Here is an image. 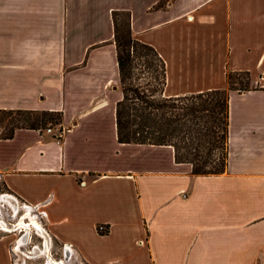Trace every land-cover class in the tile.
I'll list each match as a JSON object with an SVG mask.
<instances>
[{
	"label": "crops",
	"instance_id": "0c3cea01",
	"mask_svg": "<svg viewBox=\"0 0 264 264\" xmlns=\"http://www.w3.org/2000/svg\"><path fill=\"white\" fill-rule=\"evenodd\" d=\"M116 14L164 60L168 96L248 74L229 90L224 173L194 175L171 146L118 142ZM0 110L63 115L60 140L40 129L0 139V180L47 211L65 257L264 264V0H0ZM10 245L0 240V264H13Z\"/></svg>",
	"mask_w": 264,
	"mask_h": 264
},
{
	"label": "trees",
	"instance_id": "16d2710c",
	"mask_svg": "<svg viewBox=\"0 0 264 264\" xmlns=\"http://www.w3.org/2000/svg\"><path fill=\"white\" fill-rule=\"evenodd\" d=\"M127 17V22L122 17ZM114 41L121 99L116 104L120 144L171 146L177 163L192 165L198 176L226 171L229 135V90L243 89L247 73H229L228 89L179 97L166 95L167 69L159 53L137 40L127 14L114 18ZM61 112L0 110L2 139L18 129H46L62 123ZM219 149V154L215 151ZM218 154V155H217ZM221 155V156H220Z\"/></svg>",
	"mask_w": 264,
	"mask_h": 264
},
{
	"label": "rangeland",
	"instance_id": "374dc122",
	"mask_svg": "<svg viewBox=\"0 0 264 264\" xmlns=\"http://www.w3.org/2000/svg\"><path fill=\"white\" fill-rule=\"evenodd\" d=\"M121 19H122V21L124 23L127 22V17L126 16L122 17ZM236 87L240 88L239 85H236ZM49 127L55 128L56 124L55 123H50L47 126V128H49ZM41 130H44V129H41ZM3 131H4V129L1 128L0 129V139H2L1 137H2ZM215 151L218 154L220 153L219 149L215 150ZM6 193H10V192L8 191L6 186L3 184V182L0 180V195L1 194H6ZM3 202L7 203V201H4V200H3ZM3 202H1V200H0V211L2 212V214L4 216V219L8 222L10 231H8L6 233H1V231H0V240L8 239L9 243H11L9 248H10L12 263L15 264L16 262H18L19 264H46L47 263V259H48L47 255L44 254V252L46 253V250H47V248H46V239H44L42 236H39L42 239L39 238L37 235H35V233H34L35 236L33 237V239L30 238V236H28V241H27L28 244H25L22 247V250L20 252H19V250H18V252H16V251L14 252L12 250V248L14 246H16V244L18 243L19 239H21L27 233H19L18 231L16 232L14 230V228L11 227L17 222L18 219L12 217V213L13 212H12L10 206H12L14 208V210H17V202H9L8 204L10 206H8L7 204H5ZM20 203L22 205L21 201H20ZM28 213H31V211H26L25 216H27ZM31 232H33V231H31ZM49 241H51L50 238H49ZM52 243H53V247H52ZM65 247L66 246L61 245L59 242H57L54 239H53V241L50 242L49 248H50L51 258L55 262H58L57 264H59L60 261H63V260L66 262V264H86L79 257V255L75 251L73 253L66 254V257H65V254H64ZM22 252L25 253V256L21 254ZM27 255L29 257L30 256L31 257L29 258V257H27ZM35 256H37V257H35Z\"/></svg>",
	"mask_w": 264,
	"mask_h": 264
},
{
	"label": "built area",
	"instance_id": "2783aa9c",
	"mask_svg": "<svg viewBox=\"0 0 264 264\" xmlns=\"http://www.w3.org/2000/svg\"><path fill=\"white\" fill-rule=\"evenodd\" d=\"M44 131H45V133H47V134H50V135H52L53 137H55L56 139H58V140H60L62 137H63V135H64V129H63V127L60 125V124H58V125H56V127L55 128H53V127H49V128H47V129H44ZM82 184H84V182H82ZM11 195H13L12 193H10ZM6 194H1L0 195V200H1V202H3V197L5 196ZM18 201H19V203H20V201L22 202V205H21V203H20V210L17 212H15L14 211V209L12 208V207H10L11 208V210H12V217L13 218H16V219H20L21 217H23V215L22 214H24L25 213V211L28 209V208H32V212L35 214V216H36V218H37V220L44 226V228L46 229V231H48V227H47V218H48V213H47V211H45V210H43V209H41V207L40 206H32V205H30V204H28V203H26V202H24V201H22L21 199H19L18 197H16L15 195H13ZM3 203H5V202H3ZM6 204V203H5ZM8 205V204H7ZM8 206H10V205H8ZM0 220H3L7 225H9L8 224V222L4 219V216H3V214H2V212L0 211ZM17 223V222H16ZM16 223L13 225V226H15L16 225ZM12 226V227H13ZM31 231H33V232H30V238H32L33 239V237L35 236V235H37V232L35 231V228H31ZM99 231L101 232V233H107L108 232V228H107V226H101L100 228H99ZM18 232L19 233H27V231H26V229L25 228H20L19 230H18ZM34 233H35V235H34ZM48 233H49V231H48ZM38 236V235H37ZM42 239V238H41ZM53 239V238H52ZM18 245H19V243H17L16 244V246H14L13 248H12V250L15 252H18ZM24 245H21V247H19V252H20V249L23 247ZM16 261V260H15ZM18 261V260H17ZM18 262H16L15 264H17Z\"/></svg>",
	"mask_w": 264,
	"mask_h": 264
},
{
	"label": "bare ground",
	"instance_id": "6f19581e",
	"mask_svg": "<svg viewBox=\"0 0 264 264\" xmlns=\"http://www.w3.org/2000/svg\"><path fill=\"white\" fill-rule=\"evenodd\" d=\"M4 201H7V203L6 204H8L9 202H17V210H14L15 212L17 211H19L20 209V203H19V201L13 196V195H11L10 193H6V195L2 198ZM14 199V200H13ZM9 205V204H8ZM10 207H12V206H10ZM13 208V207H12ZM14 209V208H13ZM26 211H31V213H28V215L27 216H25V214H26ZM25 211V213L24 214H22L23 215V217H21L20 219H18L17 220V223H16V225L15 226H13V228H14V230L17 232L20 228H25L26 229V231H27V236L26 235H24L23 237H25L26 236V238L23 240L22 238V240L19 242V245H18V249H19V247H21V245H25L26 243H27V241H28V236H30V232H31V228H35V231L37 232V235H38V237L39 236H41L40 234H39V232H41V227L43 228V230L49 235V233H48V231H46V229L44 228V226L37 220V218H36V216H35V214L32 212V208H28L27 210ZM34 215V216H33ZM29 220V221H28ZM12 227V226H11ZM0 231H1V233H6V232H8V231H10V229H9V225H7L3 220H0ZM15 232V233H16ZM42 233V232H41ZM39 238H41V237H39ZM45 239V238H44ZM51 239H52V237H51ZM52 241H53V239H52ZM26 242V243H25ZM25 243V244H24ZM49 245H50V243H46V248H47V250H46V253L47 252H49V250H50V248H49ZM37 247V246H36ZM52 247H53V243H52ZM35 248V247H34ZM69 249V251L71 250L70 248H68ZM22 250V248L20 249V251ZM64 253H65V250H64ZM70 253H72V251L71 252H67L66 254H70ZM31 257V256H30ZM55 263V261H49V264H54ZM58 263V262H57ZM56 263V264H57ZM59 264H66V262L63 260V261H60V263Z\"/></svg>",
	"mask_w": 264,
	"mask_h": 264
},
{
	"label": "flooded vegetation",
	"instance_id": "af4514ba",
	"mask_svg": "<svg viewBox=\"0 0 264 264\" xmlns=\"http://www.w3.org/2000/svg\"><path fill=\"white\" fill-rule=\"evenodd\" d=\"M40 229H41V232H42V233L39 232V234H40L43 238L46 239V243H50L48 235L44 232V230H43L42 227H41ZM26 244H27V243H26ZM44 254H46L47 257H48V259H47V263H46V264H49V261H54V260L51 258L50 250H49V252H47V253L44 252ZM35 257H37V256H35ZM38 257H39V256H38ZM56 263H57V262H55V264H56Z\"/></svg>",
	"mask_w": 264,
	"mask_h": 264
}]
</instances>
